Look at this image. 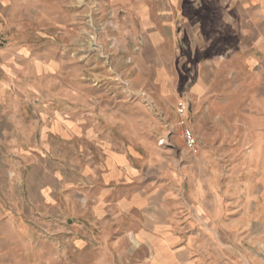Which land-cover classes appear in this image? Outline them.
<instances>
[{"label": "rangeland", "instance_id": "374dc122", "mask_svg": "<svg viewBox=\"0 0 264 264\" xmlns=\"http://www.w3.org/2000/svg\"><path fill=\"white\" fill-rule=\"evenodd\" d=\"M6 5L0 264H264V55L216 3Z\"/></svg>", "mask_w": 264, "mask_h": 264}, {"label": "crops", "instance_id": "0c3cea01", "mask_svg": "<svg viewBox=\"0 0 264 264\" xmlns=\"http://www.w3.org/2000/svg\"><path fill=\"white\" fill-rule=\"evenodd\" d=\"M145 11V18L149 17L150 9H145L148 5L154 6L155 25L158 27L157 21L162 19V13L158 9L160 4L166 3L167 18L174 21L176 18L182 17L183 6L188 0H136ZM216 3L217 16L225 18L223 23L232 25L234 34L238 36L239 42L243 38L249 39V45L264 55V0H213ZM225 1V3H223ZM7 0H0V95L12 92L9 85V72L7 74V64L9 53V43H6L9 13H7ZM161 13V14H160ZM179 13V15H177ZM159 18V19H157ZM175 26V25H174ZM261 29V30H258ZM163 38L156 34L157 45L162 43ZM258 49V50H257ZM257 57H252L251 62H256ZM197 86V85H196ZM173 239L169 237L170 250L173 249ZM173 253H170V256ZM173 262V261H172ZM173 264V263H171Z\"/></svg>", "mask_w": 264, "mask_h": 264}, {"label": "built area", "instance_id": "2783aa9c", "mask_svg": "<svg viewBox=\"0 0 264 264\" xmlns=\"http://www.w3.org/2000/svg\"><path fill=\"white\" fill-rule=\"evenodd\" d=\"M185 137H186V139H187V141H188L189 144H192L193 143L194 140L192 138L191 133H189L188 131H185Z\"/></svg>", "mask_w": 264, "mask_h": 264}]
</instances>
